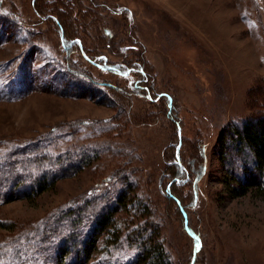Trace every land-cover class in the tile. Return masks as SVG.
<instances>
[{
    "label": "rangeland",
    "instance_id": "rangeland-1",
    "mask_svg": "<svg viewBox=\"0 0 264 264\" xmlns=\"http://www.w3.org/2000/svg\"><path fill=\"white\" fill-rule=\"evenodd\" d=\"M51 1L0 0V13H10L19 25L14 31L0 20V141L10 149L33 138H49V147L56 150L47 144L40 150L56 155L71 150L72 132L85 120L97 123L99 135L83 127L77 132L80 143L94 140L98 145L86 154L94 159L89 165L75 151V159L66 165L80 161L79 170L43 193L33 196L34 187L24 186L31 200L12 190L16 196L0 203V224L11 226H0V241L21 233L24 251L33 252L25 262L43 264L35 260L33 244L51 243L48 235V241H41V230L50 227L47 222L59 211L88 207L97 197L103 208L112 207L120 185L129 187L131 201L147 199L154 216L139 219L140 213L119 209L120 242L103 231L85 264H114L118 255L129 257L136 238L129 232L140 220L148 228L162 227L174 264H264V198L252 187L233 196L231 189L247 178L246 168L238 164L232 171L233 151L224 157L220 144L229 127H241L264 112V0H84L87 10L73 6L80 17L75 21L63 11L50 10ZM47 13L59 17L64 39ZM84 21L86 27L80 25ZM74 36L95 60L85 61L77 44L66 50ZM65 60L107 91L94 90L87 82L67 83ZM132 62L141 68L119 74L112 65L122 70ZM154 91L167 96L173 113L167 116L168 105L163 97L155 101ZM196 168L202 172L193 201ZM177 170L183 173L175 179L186 181L171 191ZM113 173H123L129 183L108 181ZM5 187L0 183V191ZM170 191L183 205H175L166 195ZM82 216L89 224L94 221L90 212ZM62 220L56 219L57 225L70 229L71 220ZM13 246V255L23 250Z\"/></svg>",
    "mask_w": 264,
    "mask_h": 264
},
{
    "label": "trees",
    "instance_id": "trees-1",
    "mask_svg": "<svg viewBox=\"0 0 264 264\" xmlns=\"http://www.w3.org/2000/svg\"><path fill=\"white\" fill-rule=\"evenodd\" d=\"M51 3L53 5L49 6L50 10L52 8L53 11H63L65 12L66 17L70 20L72 19L73 21H75L77 18H80L78 15H76L77 13L75 14V12H73V6H78L80 9L87 10V8L83 7L82 5L84 0H52ZM8 14L10 13H0V20H3L11 27L14 26V31L15 29L19 30L17 19L14 18V16H10ZM81 14L85 15V11ZM46 16L56 21L59 32H61L62 35L61 38L64 39L65 28L59 17L51 13H47ZM80 25L86 27V21ZM81 41L82 39L79 36L71 37L69 39V43L71 45L68 46L66 50L70 51L69 48L72 47V44H77L76 46L79 51L81 49L79 52L80 56L85 61L87 60L92 62V60H95L94 57H96V55H92L87 50H85ZM102 55L103 54H100V56ZM73 60H76V58L73 57ZM65 62L68 63L65 65L66 68H70V71H66L64 74L67 79V83L73 84L87 82L88 84L92 85L91 88L94 90L96 88L100 89V91H107L106 89L103 90V88L100 86L99 80L93 78L87 73V71L73 66V64L66 60ZM139 64L140 63H137V66H135L134 62H132V64L125 63V67L122 70L119 67H116L114 64L112 65L115 67V72L122 74L129 70L138 71L139 68H141V66L139 67ZM54 69H57L56 65L54 66ZM142 73L147 74L145 70L142 71ZM146 77L148 80L149 75ZM117 89L122 90L121 88ZM154 93L157 97L155 101H158L160 97L164 98L166 105H168L167 116L171 114V112L175 109V106L170 104L167 96L164 94H159L155 91ZM148 95L151 94L149 93ZM172 115L174 116V114ZM171 120H175L174 117H172ZM178 121L176 123L177 131L181 129V125L178 123ZM89 123L90 122H86L85 120L78 121L76 130L72 132V136H75L73 138L74 145L72 146L71 150H64L63 152L57 153L56 155H52V153L49 151L40 150V147H44L46 144L47 148L56 150L53 147H49V138H33L28 141H23L21 144H16L10 149H5L6 145L3 143V141H0V183L6 186L5 191H0V203L10 199L12 195L16 196L11 193L12 190H17L19 193L23 194L22 196L24 198L31 200L33 197L30 194H35V196H37L38 194L50 189L56 183V180L67 175H71L72 173H75L77 170H79L82 163L89 165L94 159L92 156H88L86 154L87 152H94L92 146L98 145V143L93 142L94 140H90L88 143H80L81 134L77 133L83 129V127H85V130L88 129L92 136L97 137L99 135V132H97V129H99L97 123L88 125ZM111 125L114 126L113 123ZM227 132L228 133H224L220 140L221 150L223 153H225L223 155L224 157H227V153L230 154V152L233 151V156L229 158V164L232 171L237 170V165L239 164L242 165L241 167L246 168L244 173H246L247 176V178L244 177L246 181H240L237 188H232L229 186L232 188L231 193L235 197L242 196L249 191L250 187H252L259 193L261 197L264 198V112L261 113L258 118H251L242 122L241 127H229ZM227 141L232 142L231 147L226 146ZM77 150L80 151V154L82 155V163L79 161L78 165H73L72 161L70 164L71 166L66 165L69 159H75V151ZM53 153L55 152L53 151ZM224 161H226V158ZM4 162H8V164L5 165ZM48 165L53 167V169L49 168ZM247 165H250L251 167L249 168ZM183 167L186 169L185 166ZM193 172V174L197 175L196 177H193L191 186V195L194 201L197 194V181L198 177L200 176L198 173L200 174L202 170L196 168V170H193ZM182 173V170H177V175L172 178L173 180L169 184L171 191L173 185L174 187L179 188L182 187L186 181L185 180L184 182H181L180 179H175L178 176L180 177ZM229 174L231 175L230 172ZM249 177L251 178V182L248 181L250 180ZM120 178H123V181H120ZM106 179H109L108 181L114 180L113 182L118 180L119 183H123L124 185L129 183L128 178L123 173L122 175L113 173L108 175ZM9 181L12 182V185L9 184ZM24 186H30V188L34 187V189H30V191L32 190L30 194H25L26 192L23 190ZM8 187L11 188L9 189ZM127 188L124 189L123 186L119 185V187L114 191L113 195L115 196V205L113 206L115 207H107L106 205L103 208L99 203V199L102 198L97 197L96 200H92L91 204L87 205L88 207L80 206L76 209L73 208L72 210L68 211L62 210L56 213L51 221L47 222V224L50 226L48 230H44L43 232L41 230L40 232V234L43 235L41 241L44 239L48 241V237H46L48 235L51 237V243L49 244V241L48 243H44L42 245H39V243V248L33 244V248H35V260H42L43 264H85L93 255L92 248L96 242V239H98L97 236H100L103 231H107L110 234L108 237L111 239L113 238V241L116 240L117 243L120 242L118 239L121 236V227H118V223H116L115 218V214L117 215L119 209H129L130 211L134 212L132 214L140 213L141 215L139 216V219L144 218V216H154L152 204L148 202L147 199L140 201L137 199L138 202L135 200L131 201L132 198L130 197ZM18 189L23 191H19ZM171 191L167 192L166 195L171 198L173 197L175 205L179 204L180 207L182 204L181 199ZM110 195L111 194L108 196ZM91 208L92 211H88V209ZM87 212H90L91 216H93L94 221L91 224L86 222L82 216V214H86ZM185 213L187 212L183 210L182 219L184 224L185 220L183 216H185ZM62 215H65L63 220H71L70 229H62L61 226L59 227V225H57L56 219L58 222H61L62 219H60V216ZM128 223H133L131 217H128ZM0 226L4 228L11 227L10 225H4L3 223H1ZM132 227L133 228L131 232H129V235L133 233V235L136 236V238L130 242L134 250H132V253L129 257L118 255L120 258L115 259L114 264H174L173 261H171L166 244L164 243L162 227L156 225L154 228H148L146 227V221L141 222V220L138 221V223L135 222L134 226ZM40 239L38 237L37 240ZM14 244H17L21 249H23V239L21 233H18L9 239L0 241V264H28L23 258L29 256L33 252L28 250L24 251L23 249L17 253L13 252V255L9 251L10 249L15 250V247L13 246ZM61 248L64 249L61 251ZM60 251L63 254L57 256L59 253H61Z\"/></svg>",
    "mask_w": 264,
    "mask_h": 264
},
{
    "label": "snow or ice",
    "instance_id": "snow-or-ice-1",
    "mask_svg": "<svg viewBox=\"0 0 264 264\" xmlns=\"http://www.w3.org/2000/svg\"><path fill=\"white\" fill-rule=\"evenodd\" d=\"M197 240H198V238H197ZM197 250H199V245L197 244Z\"/></svg>",
    "mask_w": 264,
    "mask_h": 264
}]
</instances>
